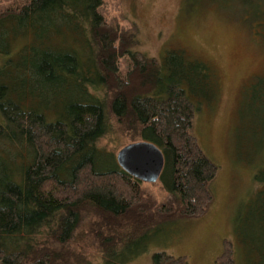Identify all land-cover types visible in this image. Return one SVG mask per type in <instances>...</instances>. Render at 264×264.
<instances>
[{
    "label": "trees",
    "instance_id": "16d2710c",
    "mask_svg": "<svg viewBox=\"0 0 264 264\" xmlns=\"http://www.w3.org/2000/svg\"><path fill=\"white\" fill-rule=\"evenodd\" d=\"M102 2L22 0L0 10V264L62 262L83 213L114 222L116 242L114 235L103 238L101 264H127L172 222L202 216L212 201L217 167L191 125L198 106L218 96L215 74L182 49L154 58L127 48L132 38L120 44L117 33L104 29ZM185 4L227 10L264 39V0ZM121 54L129 62L125 76ZM248 87L238 111L240 148L262 151L263 161L244 230L254 237L236 231L238 264H264V75ZM124 129L163 155L156 182L167 197L148 210L142 181L99 146ZM150 259L187 264L163 251ZM215 264H235L228 240Z\"/></svg>",
    "mask_w": 264,
    "mask_h": 264
},
{
    "label": "rangeland",
    "instance_id": "374dc122",
    "mask_svg": "<svg viewBox=\"0 0 264 264\" xmlns=\"http://www.w3.org/2000/svg\"><path fill=\"white\" fill-rule=\"evenodd\" d=\"M21 1L0 0V10ZM185 1L103 0L101 5L104 29L117 33L120 44L132 38L127 48L154 58L171 49H182L189 58L206 64L219 84L217 98L198 106L191 125L199 147L217 167L209 184L212 201L207 211L202 216L175 220L145 252L127 264H151V254L156 251L182 256L187 264H215L225 240L231 243L233 260L238 264L242 246L236 231L254 237L253 231L244 230L248 228V216L254 215L252 205L260 187L254 175L263 156L257 149L241 150L238 111L252 80L264 75V39L254 25V29H248L244 22L228 16L224 12L227 10L187 8ZM128 65L127 57L121 54L118 67L122 76ZM108 89L107 97L112 91ZM131 136L129 130H119L105 135L99 146L115 156L123 145L137 141ZM141 186L150 195L141 201L147 210L167 197L157 182H142ZM113 224L96 214L83 213L80 226L62 249L68 254L56 264H101L103 238L114 235L116 242ZM48 240L53 243L51 237Z\"/></svg>",
    "mask_w": 264,
    "mask_h": 264
},
{
    "label": "water",
    "instance_id": "95a60500",
    "mask_svg": "<svg viewBox=\"0 0 264 264\" xmlns=\"http://www.w3.org/2000/svg\"><path fill=\"white\" fill-rule=\"evenodd\" d=\"M117 164L145 183H155L163 167V155L152 142L137 140L123 145L115 154Z\"/></svg>",
    "mask_w": 264,
    "mask_h": 264
}]
</instances>
